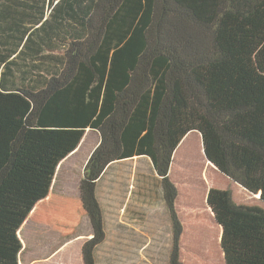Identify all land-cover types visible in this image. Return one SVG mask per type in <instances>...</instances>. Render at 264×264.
I'll return each mask as SVG.
<instances>
[{
  "label": "trees",
  "instance_id": "16d2710c",
  "mask_svg": "<svg viewBox=\"0 0 264 264\" xmlns=\"http://www.w3.org/2000/svg\"><path fill=\"white\" fill-rule=\"evenodd\" d=\"M7 4L0 21L12 19L6 26L16 33L8 40L0 30L10 48H0V264H21L28 222L69 241L85 218L93 234L83 262L97 264L106 240L97 184L111 165L134 158H148L161 181L168 264H215L199 255L205 247L194 260L183 247L171 175L198 132L207 165L264 204V0H0ZM35 40L62 52L44 83L27 55ZM90 131L100 142L80 198L55 196L57 170ZM206 206L220 264H264V208L237 204L231 188L209 189Z\"/></svg>",
  "mask_w": 264,
  "mask_h": 264
},
{
  "label": "rangeland",
  "instance_id": "374dc122",
  "mask_svg": "<svg viewBox=\"0 0 264 264\" xmlns=\"http://www.w3.org/2000/svg\"><path fill=\"white\" fill-rule=\"evenodd\" d=\"M90 132L80 151L71 154L57 170L51 189L55 196L80 198L86 165L100 142L99 133ZM171 179L180 192L178 207L185 226L183 247L192 248L193 260L195 248L205 247L207 249L202 250L215 264H220L219 230L205 219L210 214L206 206L208 190L231 188L237 204L262 208L264 204L207 165L198 132H191L185 145L179 149ZM97 196L106 230V240L96 251L97 264L169 263L171 220L161 181L148 158H134L111 165L97 184ZM197 213L199 215L195 216ZM19 234L23 244L21 264H33L34 261L84 264L79 241L82 237H77L82 235L86 241L93 233L89 220H84L67 247L60 232L48 226L28 222ZM188 264H195V261H188Z\"/></svg>",
  "mask_w": 264,
  "mask_h": 264
},
{
  "label": "crops",
  "instance_id": "0c3cea01",
  "mask_svg": "<svg viewBox=\"0 0 264 264\" xmlns=\"http://www.w3.org/2000/svg\"><path fill=\"white\" fill-rule=\"evenodd\" d=\"M38 4H39L40 7L43 6V2L42 1L39 2ZM30 5H32V4H30ZM11 6L12 5L7 4L6 6H3V9H2V7H0V17H2V15L4 16V14L8 12L9 7H11ZM33 6H35V5H33ZM48 11L50 12V9H48ZM14 18H15V16H13V21H14ZM8 19H9V17H8ZM7 21H12V19L7 20V18H6V20H4V21L1 20L0 21V24H2L1 27H0V30H1V32H3L4 30H7L8 29L7 35H8V40H9L12 37V35L14 33H16V32H14V30H13V28H11V26H6L7 25ZM39 26L40 25H35L36 28L39 27ZM3 34L7 38V35L5 33H3ZM8 40H6L2 45H6V44L8 45L9 44L8 43ZM11 42H13V41H10V43ZM0 48L2 50L4 48L10 50V48L8 46L3 47V46L0 45ZM21 49H22V46H20L19 50L15 54L12 55V57L10 58V60L14 59L18 55V53L20 52ZM2 54H3V52H2ZM27 55H28V57H34L33 63L36 65L35 72H34L36 76L34 78L40 79L41 81H43V82H40V83H44L45 80L47 78L49 79L50 76L55 72L56 67H57V61H58V59L61 61L60 58L62 56V52H60L59 50L51 49L47 44L41 43L40 40H35L34 45H33V48L32 47L30 48V52H28ZM27 60H28V62H30L29 59H27ZM2 71H3V67L0 69V72H2ZM9 79H14V81H11V82L17 83L19 81V79H20V75L18 73H16V72L15 73H11V76L9 77ZM84 220H88V219L85 218ZM77 233H78V231L76 232V234L74 236H76ZM79 237H82V239L79 240V241H81V257H82V247H83L84 243L87 240L84 241V237L82 235L81 236H78L77 238H79ZM77 238H75L74 240H76ZM66 242H65L66 243L65 244V247H67L68 245H70L72 243V239L69 240V241H66ZM195 252H197V249H195ZM204 254H205V252L202 253V254H199V255H204ZM206 254H208V253H206ZM203 258L206 261H208V262L210 260L209 255H207V258L206 257H203ZM197 259L198 260H201L202 258H196V260ZM82 261H83V257H82ZM33 264H46V262L34 261Z\"/></svg>",
  "mask_w": 264,
  "mask_h": 264
}]
</instances>
